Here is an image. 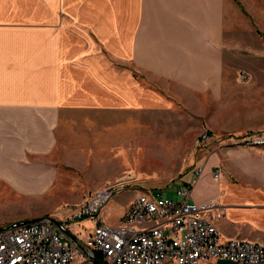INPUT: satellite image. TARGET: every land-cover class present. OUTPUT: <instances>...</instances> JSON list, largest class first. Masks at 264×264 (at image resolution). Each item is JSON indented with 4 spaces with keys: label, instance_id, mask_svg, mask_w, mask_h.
Returning <instances> with one entry per match:
<instances>
[{
    "label": "crops",
    "instance_id": "obj_1",
    "mask_svg": "<svg viewBox=\"0 0 264 264\" xmlns=\"http://www.w3.org/2000/svg\"><path fill=\"white\" fill-rule=\"evenodd\" d=\"M238 10L233 0H0V188L30 200L55 185L72 114L175 99L219 142L185 182L189 199L218 201L221 241L264 246V147L234 141L264 130V62L245 59L246 82L224 74L227 45L248 33Z\"/></svg>",
    "mask_w": 264,
    "mask_h": 264
},
{
    "label": "rangeland",
    "instance_id": "obj_2",
    "mask_svg": "<svg viewBox=\"0 0 264 264\" xmlns=\"http://www.w3.org/2000/svg\"><path fill=\"white\" fill-rule=\"evenodd\" d=\"M233 1L239 9L238 20L248 33L241 35L238 43L227 45L231 58L224 61V74L231 70L240 82H246L245 59L251 56L264 62V0ZM242 70L245 79L238 75ZM201 131L199 117L175 99L135 110L111 106L72 114L63 125L61 147L55 155L66 162H57L55 185L44 196L30 200L0 188V228L43 217L66 219L88 192L110 184L120 185L103 207L102 216L113 224L119 221L132 194L152 191L155 195L160 189L180 201L183 197L176 191L188 177H196L195 170L211 149L219 147L218 139L213 138L199 144ZM120 194L123 198L118 197ZM36 213L37 218L32 219ZM81 226L86 232L90 224L82 222ZM81 226L73 228L79 230Z\"/></svg>",
    "mask_w": 264,
    "mask_h": 264
},
{
    "label": "built area",
    "instance_id": "obj_3",
    "mask_svg": "<svg viewBox=\"0 0 264 264\" xmlns=\"http://www.w3.org/2000/svg\"><path fill=\"white\" fill-rule=\"evenodd\" d=\"M239 77L247 78L239 71ZM204 129L199 144L211 139ZM245 147H264V130L235 137ZM201 168L195 170L200 175ZM216 180L218 172L213 173ZM120 184H110L76 204L66 219H41L0 228V264H264V246L231 238L220 240L217 222L224 214L215 198L189 201L190 187L174 201L157 189L130 201L119 221L110 223L102 209ZM121 187V186H120ZM90 221L85 232L81 222ZM81 226L80 230L73 226Z\"/></svg>",
    "mask_w": 264,
    "mask_h": 264
},
{
    "label": "water",
    "instance_id": "obj_4",
    "mask_svg": "<svg viewBox=\"0 0 264 264\" xmlns=\"http://www.w3.org/2000/svg\"><path fill=\"white\" fill-rule=\"evenodd\" d=\"M45 218L50 220L51 222H55V220L50 218V217H43L42 219H45ZM38 220H41V219L38 218V219L32 220V221H38ZM32 221H23V222H20V223H28V222H32ZM20 223H17V224H20Z\"/></svg>",
    "mask_w": 264,
    "mask_h": 264
}]
</instances>
